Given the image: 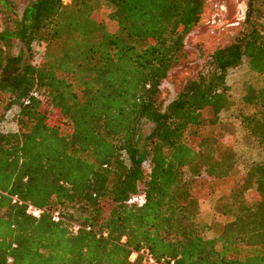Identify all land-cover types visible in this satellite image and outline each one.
<instances>
[{"label": "trees", "instance_id": "16d2710c", "mask_svg": "<svg viewBox=\"0 0 264 264\" xmlns=\"http://www.w3.org/2000/svg\"><path fill=\"white\" fill-rule=\"evenodd\" d=\"M205 4L30 0L17 15L0 0V123L17 109L16 129L0 131V264H143L141 250L174 264H264V162L241 172L219 136L228 74L246 62L263 85L246 87L240 124L264 150V0H247L236 36L165 108L158 100ZM12 41L24 54L5 51ZM143 120L154 128L140 149ZM215 193L232 220L200 223L199 202ZM139 195L142 206L128 203Z\"/></svg>", "mask_w": 264, "mask_h": 264}, {"label": "rangeland", "instance_id": "374dc122", "mask_svg": "<svg viewBox=\"0 0 264 264\" xmlns=\"http://www.w3.org/2000/svg\"><path fill=\"white\" fill-rule=\"evenodd\" d=\"M14 3V12L20 15L30 0H10ZM68 3L69 0H62ZM247 11V0H206L203 14L198 25L186 37L184 55L178 64L174 66L167 77L162 81L158 100L165 108L181 91L185 82L197 76L207 57L219 46L230 42L243 27L244 15ZM264 25V19L261 21ZM1 23V18H0ZM1 25V24H0ZM1 50V45H0ZM35 59L39 58L43 50L42 45L35 44ZM10 55H18L23 52L22 45L18 41H12L5 50ZM230 86V104L222 112V127L220 139L233 145L237 154V165L241 172H245L253 163L264 162V150L257 142L248 136L240 124V116L250 114L251 107L243 102L246 87L259 89L263 85V78L251 72L243 62L239 67L231 70L227 77ZM3 106V105H2ZM1 106V107H2ZM17 109H10L0 123V131H14L15 115ZM154 125L143 120L139 126V148L141 149L144 139L152 132ZM220 194L215 193L199 202L200 223L210 224L213 222L226 223L232 220L229 215H222L218 211V203L221 201ZM244 201L250 204L253 201V193L243 196ZM231 202L230 197L223 199ZM221 202V203H222ZM206 239H214V230L204 233Z\"/></svg>", "mask_w": 264, "mask_h": 264}, {"label": "built area", "instance_id": "2783aa9c", "mask_svg": "<svg viewBox=\"0 0 264 264\" xmlns=\"http://www.w3.org/2000/svg\"><path fill=\"white\" fill-rule=\"evenodd\" d=\"M17 201V199H13V202L15 203ZM129 204H136L138 206H142L145 203V198L141 195L139 196H134L132 197L129 201ZM26 213L30 214L32 217L34 218H38L40 216V214L42 213V211L36 209L35 207H33L32 205H27L26 207ZM53 221L57 222L59 220L58 214L55 213L53 215ZM140 255H142L143 257V264H174V261L172 260H166V259H162L160 261H156L155 259H153L149 254L147 250H141ZM136 257V253H132L130 255L129 261H133Z\"/></svg>", "mask_w": 264, "mask_h": 264}, {"label": "water", "instance_id": "95a60500", "mask_svg": "<svg viewBox=\"0 0 264 264\" xmlns=\"http://www.w3.org/2000/svg\"><path fill=\"white\" fill-rule=\"evenodd\" d=\"M244 19H245V15H244Z\"/></svg>", "mask_w": 264, "mask_h": 264}]
</instances>
